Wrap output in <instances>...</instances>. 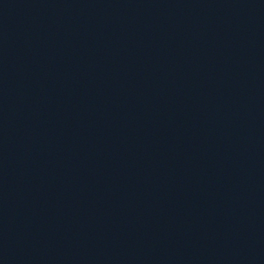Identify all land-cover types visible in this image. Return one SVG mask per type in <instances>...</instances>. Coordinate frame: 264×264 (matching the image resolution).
I'll return each mask as SVG.
<instances>
[{"label":"water","instance_id":"water-1","mask_svg":"<svg viewBox=\"0 0 264 264\" xmlns=\"http://www.w3.org/2000/svg\"><path fill=\"white\" fill-rule=\"evenodd\" d=\"M0 196L42 264H264V0H0Z\"/></svg>","mask_w":264,"mask_h":264}]
</instances>
